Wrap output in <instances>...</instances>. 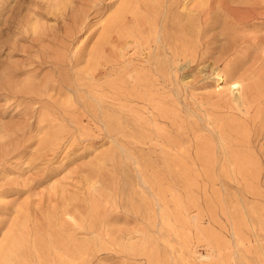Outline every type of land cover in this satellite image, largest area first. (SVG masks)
<instances>
[{
	"label": "rangeland",
	"instance_id": "1",
	"mask_svg": "<svg viewBox=\"0 0 264 264\" xmlns=\"http://www.w3.org/2000/svg\"><path fill=\"white\" fill-rule=\"evenodd\" d=\"M205 1L0 0V264H264V0Z\"/></svg>",
	"mask_w": 264,
	"mask_h": 264
},
{
	"label": "bare ground",
	"instance_id": "2",
	"mask_svg": "<svg viewBox=\"0 0 264 264\" xmlns=\"http://www.w3.org/2000/svg\"><path fill=\"white\" fill-rule=\"evenodd\" d=\"M201 1H202L203 5H206L207 2L205 0H201ZM236 44L237 43L234 42V40L228 41L227 44H225V46H224V54L220 60H223L225 62V66L227 67L228 72L230 74V77L232 78L231 98H232L233 102L239 104L241 102V97H242L241 96V89H242L241 79H242L243 74H244V73H241V71L243 70L245 63L243 64V62L241 60L240 63H238L240 65H235V66L230 65V61L232 60L231 57L234 55V52L236 50L235 49ZM206 66L209 67L212 75H216L218 77L217 80L222 79L225 76V74L222 72L221 67H219L218 62H211V63L207 64ZM203 69H205V68H203Z\"/></svg>",
	"mask_w": 264,
	"mask_h": 264
}]
</instances>
